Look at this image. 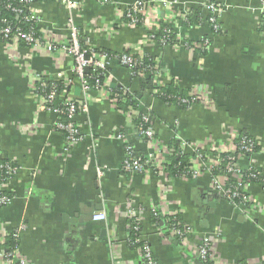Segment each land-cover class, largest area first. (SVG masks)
I'll return each mask as SVG.
<instances>
[{"label": "crops", "instance_id": "0c3cea01", "mask_svg": "<svg viewBox=\"0 0 264 264\" xmlns=\"http://www.w3.org/2000/svg\"><path fill=\"white\" fill-rule=\"evenodd\" d=\"M135 1L104 5L83 0L75 14L81 39L95 49L157 59L160 83H172L185 93L194 91L201 102L186 110L166 105L148 90L142 93L127 69L110 60L111 88L139 93L140 108L150 115L158 145L143 142L134 119L93 91L87 95V112L75 119L82 140L65 153L64 135L54 129L56 114L38 110L31 85L37 77L54 79L57 73L73 79L74 60L32 55L23 48L9 50L0 40V155L16 167L4 190L12 202L0 207V240L23 226L18 250L29 264H144L128 243L132 211L140 220L139 238L157 264H196L195 247L203 237L211 240L219 264H264V2L153 0L160 8L153 15L155 21L147 28L126 27L118 14ZM204 2L225 9L218 18V33L207 24V13L196 10ZM35 8L41 31L52 38L67 37L62 6L39 2ZM185 11V22L168 27L181 42H207L205 50L162 47L147 40L168 14ZM69 95L77 105L84 103L77 80ZM115 134H123L134 155L146 160L143 172L123 171L125 143ZM237 135L259 144V152L241 158L237 168L255 169L260 179L242 189L247 202L233 205L212 188L207 171L212 155L207 152L212 145L230 148ZM174 139L206 152L204 162L192 163L197 177L172 178L153 168L158 148L168 150ZM193 153L185 152L191 157ZM99 213L105 221H94ZM170 215L190 228L186 245L152 222L153 216L163 222Z\"/></svg>", "mask_w": 264, "mask_h": 264}, {"label": "built area", "instance_id": "2783aa9c", "mask_svg": "<svg viewBox=\"0 0 264 264\" xmlns=\"http://www.w3.org/2000/svg\"><path fill=\"white\" fill-rule=\"evenodd\" d=\"M259 1L261 3L264 2V0ZM39 2H53L59 4L65 9L67 32V37H65V39L52 38L47 36L44 31H41V20L39 17V13L35 8V4ZM39 2H35L34 0H18V7H13L12 5L8 4L7 8L10 9L14 14L15 24L19 25L21 22H24L32 24L36 27L34 29L33 27H29L27 31H24L22 28L17 26L11 27L9 23H7L4 19L0 17V40L9 50H18L19 48H23L28 50L32 55L34 53H45L54 55L55 57H69L74 60L75 64L72 67L73 79L65 78L61 74L57 73L54 79L37 77L31 85L33 95L37 100L38 110L51 111L56 114V122L54 124V129L64 134V152L67 153L73 146H75L82 140V137L79 134L78 127L75 124V119L80 113L87 112V95L94 91L98 93L99 99H109L108 94L110 91L113 90V88H111L110 83L108 82L109 75L107 73V67L109 61L112 59L108 58L106 55L100 52H97L98 49H95L89 45H85L82 48L79 46L78 41L80 39V33L79 29L75 24V14L82 7L83 0H43ZM100 2L101 4L106 5L112 4L113 0H100ZM176 2L177 1L174 0L172 3ZM155 6L156 5H153V0H136L125 10H123L122 13H119L118 16L121 23H123V25L126 27L144 26L147 28L152 22V19L154 18V21L156 19V17H154L156 15L155 10L160 9L159 7L155 8ZM196 10L200 13H207V24L211 26L214 33H218L220 30L218 18L225 10L224 7L216 2H204L201 3L199 7L196 8ZM187 14L188 13L186 11L184 13H175V15H173V13H170L168 14L169 16L167 20H159L168 29L165 32L166 34L163 39L159 41L160 45L165 47L169 35L171 33L175 35L172 29L168 26L170 25L174 28L175 26H177V23L185 22L187 20ZM123 18L128 19V21H123ZM155 26L157 27L156 29L159 31L160 25ZM35 29L38 31L39 36L35 35ZM262 33L264 34V32ZM155 34L156 33L149 32L147 35V40L158 43V41H155L156 39H154ZM170 46L175 48H184L188 51H195L196 49L202 51L206 49L207 42L203 41L198 44H187L181 42L180 39L175 36V39L173 40L172 45ZM135 56L137 57V59H134ZM142 57L143 56L135 55L133 53L122 54V56L120 57L119 64L127 69L130 77H133V68L136 67L137 60H142ZM91 68L98 70L100 72L99 76L102 77V81H96L94 88H91L89 86L88 81L85 78V69L89 70ZM159 70V63L156 59L154 66L151 69L152 83L156 87H162L164 85L160 83V80H158V78L160 77ZM137 79H144V73L138 72L135 75V80ZM74 80L78 81L82 91V96L84 98V103L81 105H77L76 101L72 98L71 95H69V91L74 86ZM56 81L62 82L64 86L69 90L66 92L59 93L57 91V87L54 85ZM48 83H50V85H48ZM126 91H130V89L127 88ZM149 93L151 95H157L158 90H150ZM189 96L193 97V99L198 103L201 102V97L198 93L193 91L189 93ZM117 97L118 96L115 94V97L109 100L113 103H116L118 99ZM122 100L123 99H121V101ZM138 114L139 113L137 111H133L132 109H130L127 115L130 118H133ZM142 121L150 123V120L146 113H143ZM139 131L140 135L144 139H146L147 143H156V141L154 140V132L152 131L151 127ZM114 138L119 139L125 143V157L122 165L123 171L126 174L143 172L145 169L144 165L139 159L133 157L131 147L126 142L124 135L115 134ZM230 143L231 146L228 149L226 147H223L222 145H212V148H210L209 152L214 153V155H212V164L210 165L207 171L211 175L212 188L216 192L220 193L228 202L233 205H236L235 203H233V200L236 198H241L240 203L247 202L245 201L247 199H245L242 189H244L248 184H250V182L243 180L241 170L237 168V162L243 157H251L252 155H254V150L255 148L259 147V144L256 142V140L250 139L244 135H237L232 137ZM156 144L158 145V143ZM235 144H238V149L244 154H247V156H244L243 154L237 159H235L236 164L229 163L228 165L222 168V163L224 162V159L220 157L221 154L233 153ZM188 149H191V151L195 153H193L194 157H192V159L190 160L191 164L193 162L200 163L205 161L204 157L199 153L200 149L197 146H187L186 143H180L179 150L181 154H184L186 150L188 151ZM157 152V157H154V159H152V166L154 169L166 172L169 162L165 155L168 156L173 151L170 149H165L162 151L161 146L158 148ZM228 160L232 162L234 161V158L228 157ZM253 170L255 171V174L250 175V177L256 178L257 176H259V173L255 169ZM15 172L16 167L11 161H6L4 165H0V192H5L4 190L13 179ZM198 172V169L194 168L192 178L197 177ZM102 174V168L98 169L97 175L100 177L102 176ZM229 185H234L233 189H231ZM11 202V197L7 195L0 196V207H5ZM128 217L134 223L136 222L138 224L140 222L139 218L136 217L132 211H128ZM169 218H171L172 224L171 227L168 228L167 232L170 234V236L178 239L181 245H186L189 233L191 232L190 228L183 224L181 221H179L174 215H170ZM93 219L97 222H103L105 221L106 216L103 213H99L95 215ZM23 228L24 227L21 226L20 229L12 233V237L18 240L19 233L21 230H23ZM132 230L136 231L137 227H131L129 224V234ZM129 234L128 243L130 246L137 245V247L134 248L139 251L144 264H157L152 256V252L149 246L147 244L139 245V243H141L140 238L132 241L131 238H129ZM9 235L5 236L0 240V264H29L21 256L18 247H15L12 250H9L7 248L6 242L7 237ZM197 244V247H195V255L197 261L201 262L202 264H219V262L216 261V258L212 254V242L210 239L203 237Z\"/></svg>", "mask_w": 264, "mask_h": 264}, {"label": "trees", "instance_id": "16d2710c", "mask_svg": "<svg viewBox=\"0 0 264 264\" xmlns=\"http://www.w3.org/2000/svg\"><path fill=\"white\" fill-rule=\"evenodd\" d=\"M35 2H39V1H43V0H34ZM10 4L13 7H18V0H0V17L2 19H4L7 23L10 24L11 27H20L22 28L24 31H27L29 27H33V29L36 27L32 24L29 23H24L21 22L19 25L15 24L14 22V14L12 13V11L10 9L7 8V5ZM123 21H128V19L123 18ZM197 23H201L200 19L197 17L196 18ZM263 25L261 28V31L264 32V17L262 19ZM168 29L166 28V26L162 25L159 27V31L158 33L155 34L154 39H156L155 41H158V45H160L159 41L163 39V37L165 36V32ZM35 35L39 36L38 31L35 29ZM80 33V31H79ZM175 39V35L173 33H171L167 39V43L166 46H170L172 45L173 40ZM79 46L82 48L85 46V43L83 42V40L79 39ZM162 46V45H160ZM165 46V47H166ZM163 47V46H162ZM97 52H100L104 55H106L108 58L118 62H120V57L122 56V54H128L129 51H122L120 53H115L113 51L107 50V49H98ZM134 59H137V57L135 56ZM155 63V59H151L149 57L143 56L142 60H137V65L136 67L133 68V77H131V80H135V75L138 72L144 73V79H137L136 82H138L140 89L142 91V93L146 90L150 91V90H158V94L157 95H152L154 98H156L157 100L161 101L162 103L169 105V106H175L179 109H188L189 107H191L194 104H197V101H195L193 99V97L189 96V93H185L182 92L181 90H178L176 87H174V85L172 83H168V84H164L162 87H156L153 83H152V73H151V69L153 68ZM125 68V67H124ZM126 69V68H125ZM161 70H159L160 72ZM99 71L95 70V69H89L87 71V73L85 74V78L88 81V84L91 88L95 87L96 81H102V77L99 76ZM48 85H50V83H48ZM54 85L57 87V91L60 92H66L69 89L66 88L64 86V84L60 81H56L54 83ZM127 88L122 87V86H117L115 87L112 91L109 92L108 96L109 99H112L115 97V94L118 96L117 98V102H116V108L117 110L122 111L125 114H128L129 110L132 109L133 111H137L139 114L137 116H134L132 119H134V122L136 123L138 130H145L147 128L150 127V123L147 122H143L142 121V116H143V111L140 108V98H139V93L137 92H130V91H126ZM121 99H123L121 101ZM148 118H150V115L147 114ZM64 135V134H63ZM250 139H253L247 135H244ZM143 142H146V139L142 138L141 139ZM255 140V139H254ZM180 142L177 140H172L170 142L169 145V149L172 150L173 152L168 155L166 158L169 162V165L167 166V172L168 174L172 177V178H186V179H191L193 176V167L192 164L190 162V160L192 159V157L188 154H181L180 153ZM260 148L257 147L254 150V153L259 152ZM132 151V150H131ZM202 156H204V154H206V152H199ZM210 155H214V153H210L207 152ZM133 154V157L136 159H139L141 161V163L144 165L145 168L148 167V164L146 162L145 159H143L142 157H137ZM244 153L242 151H240L238 149V144H235L234 146V152L233 153H224L221 154L220 157H222L224 159V162L222 163V168L225 167L226 165H228L229 163L231 164H236V160L238 157H240L241 155H243ZM247 156V154H244V156ZM191 157V159H190ZM194 157V154H193ZM228 157H232L234 158V161L230 162L228 160ZM6 159H3L1 157L0 159V165H4L6 163ZM214 173V172H213ZM241 174L243 176V180L244 181H248L250 183H255L257 181H259L260 176H257L256 178H252L250 177V175L255 174V171L253 169H251L250 171H241ZM1 182V179H0ZM234 185H229V187H231V189H233ZM233 191V190H231ZM1 195H7L9 197H11L10 194L8 193H2L0 192V196ZM241 198H236L233 200V203L235 204H241ZM176 218L180 221V218H178L176 216ZM152 222L157 225V226H163L165 228V232L166 230H168L169 227H171V218H167L165 219V221L163 220V222L161 221L160 218L158 217H154L152 218ZM130 226L131 227H137L136 231H130L129 234V238H131L132 241L137 240L139 238V233H140V224L138 223H134L133 221H130ZM177 242L178 239H175ZM143 244V242L139 243V245ZM7 248L9 250L14 249L15 247H18V240H16L15 238L12 237V234H10L7 237V242H6ZM131 247H137V245L131 246Z\"/></svg>", "mask_w": 264, "mask_h": 264}, {"label": "water", "instance_id": "95a60500", "mask_svg": "<svg viewBox=\"0 0 264 264\" xmlns=\"http://www.w3.org/2000/svg\"><path fill=\"white\" fill-rule=\"evenodd\" d=\"M87 69H85V73H87ZM196 264H202L201 262H199V261H197V263Z\"/></svg>", "mask_w": 264, "mask_h": 264}]
</instances>
